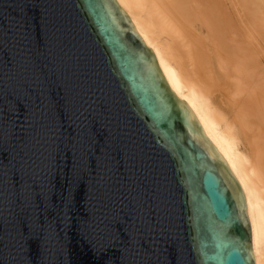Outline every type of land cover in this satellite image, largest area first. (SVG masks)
<instances>
[{"label": "water", "instance_id": "95a60500", "mask_svg": "<svg viewBox=\"0 0 264 264\" xmlns=\"http://www.w3.org/2000/svg\"><path fill=\"white\" fill-rule=\"evenodd\" d=\"M190 106L116 0H0V264H255Z\"/></svg>", "mask_w": 264, "mask_h": 264}, {"label": "bare ground", "instance_id": "6f19581e", "mask_svg": "<svg viewBox=\"0 0 264 264\" xmlns=\"http://www.w3.org/2000/svg\"><path fill=\"white\" fill-rule=\"evenodd\" d=\"M240 185L264 264V0H116Z\"/></svg>", "mask_w": 264, "mask_h": 264}]
</instances>
